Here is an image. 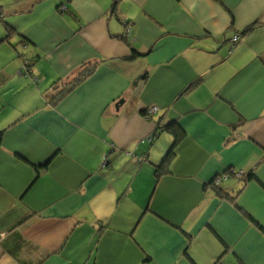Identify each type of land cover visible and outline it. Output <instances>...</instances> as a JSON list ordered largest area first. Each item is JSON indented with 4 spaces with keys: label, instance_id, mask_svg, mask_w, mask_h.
<instances>
[{
    "label": "crops",
    "instance_id": "0c3cea01",
    "mask_svg": "<svg viewBox=\"0 0 264 264\" xmlns=\"http://www.w3.org/2000/svg\"><path fill=\"white\" fill-rule=\"evenodd\" d=\"M0 133V264H264V0H0Z\"/></svg>",
    "mask_w": 264,
    "mask_h": 264
},
{
    "label": "trees",
    "instance_id": "16d2710c",
    "mask_svg": "<svg viewBox=\"0 0 264 264\" xmlns=\"http://www.w3.org/2000/svg\"><path fill=\"white\" fill-rule=\"evenodd\" d=\"M138 55H139V53L136 50H133V54L131 57H132V59H135ZM77 81H79V79ZM146 114H147L146 112H143V115H146ZM167 129H168V131H170L173 134V136L175 138V142H174V147L172 148V150H170V152L168 153V155L166 157L164 165L167 162H169L175 156V149H176L177 145H179V143L183 140V138L185 136V132L180 127H178L176 125V123H171L170 125L167 126ZM1 135H2V133H0V139H1ZM160 173H162V170H161V168H158L157 175H156L157 178H159ZM253 175L254 174L252 173V174H249V176L244 175V177L246 178V181H250V180H252ZM227 179H228V177H227ZM221 188L222 187L220 186V184L216 185V180H214L212 182V189L219 191V189H221Z\"/></svg>",
    "mask_w": 264,
    "mask_h": 264
},
{
    "label": "built area",
    "instance_id": "2783aa9c",
    "mask_svg": "<svg viewBox=\"0 0 264 264\" xmlns=\"http://www.w3.org/2000/svg\"><path fill=\"white\" fill-rule=\"evenodd\" d=\"M239 40H240V38L239 37H236V38H234V41L233 42L234 43H237ZM156 112H158V108L157 107H153V108L149 109L148 114H155ZM226 179H227V177L218 179L216 181V185L221 184V182L224 181V180H226ZM218 264H221V263H218Z\"/></svg>",
    "mask_w": 264,
    "mask_h": 264
},
{
    "label": "water",
    "instance_id": "95a60500",
    "mask_svg": "<svg viewBox=\"0 0 264 264\" xmlns=\"http://www.w3.org/2000/svg\"><path fill=\"white\" fill-rule=\"evenodd\" d=\"M143 79V76H140V77H138V79L135 81V85H137L139 82H140V80H142ZM218 264V263H217Z\"/></svg>",
    "mask_w": 264,
    "mask_h": 264
}]
</instances>
